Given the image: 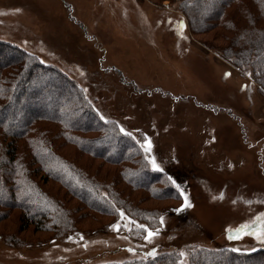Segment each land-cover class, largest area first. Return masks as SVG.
Segmentation results:
<instances>
[{"label":"rangeland","instance_id":"374dc122","mask_svg":"<svg viewBox=\"0 0 264 264\" xmlns=\"http://www.w3.org/2000/svg\"><path fill=\"white\" fill-rule=\"evenodd\" d=\"M190 6L188 0H0V40L65 73L99 116L118 123L142 151L141 145L150 141L151 151L136 163L148 165V172L162 183L171 182L179 193V200L169 199L162 189L164 193L155 192L162 198L158 200L119 184L131 198L144 199L142 209L164 212L163 224L149 225L158 230L151 241L143 239L144 231L135 224H129L131 231L123 226L129 222L126 215L90 213L81 219L80 213L76 231L55 238L33 226L19 232L22 209L0 208V218L8 217L0 221V264L121 263L153 249L156 254L183 251L180 264H189L197 248L264 249V241L250 234L251 227L228 232L251 226L264 214V90L250 69H238L222 58L220 51L234 32L222 24L196 32ZM230 12L242 25L234 8ZM60 96L54 94L44 104L60 107ZM84 139L93 147L104 146L109 158L121 157L114 155L116 142H104L109 135L85 132ZM64 153L78 151L67 147ZM89 160L84 157L82 166ZM89 162L111 181L135 169L132 164L118 168L101 160ZM139 177L145 186L147 181ZM45 189L66 192L54 181ZM180 190L192 206L176 211L184 203ZM85 197L99 204L96 193ZM115 223L121 225L118 231L110 227Z\"/></svg>","mask_w":264,"mask_h":264},{"label":"trees","instance_id":"16d2710c","mask_svg":"<svg viewBox=\"0 0 264 264\" xmlns=\"http://www.w3.org/2000/svg\"><path fill=\"white\" fill-rule=\"evenodd\" d=\"M188 2L192 4L189 8L196 32L219 24L229 33L234 32L226 40L228 46L220 51L222 58L232 61L238 69H250L254 80L264 90V0ZM232 8L242 25L235 23ZM210 12L213 18L209 17ZM54 94H61L66 105L47 107L45 100L53 98ZM66 94L64 99L62 96ZM94 107L84 90L61 70L13 43L0 40V208L22 209L19 232L33 226L36 232H49L61 238L76 231L77 214L82 213L81 219L90 217V213L116 218L119 214L116 209L124 211L138 224L158 226L164 212L142 209L144 199L131 198L132 194H126L119 184L129 187L133 193L143 191L158 200L162 198L155 192L161 193L163 189L168 193L167 198L179 200L178 190L169 180L170 183H162L148 172V165L136 163L135 159L141 160L144 151L134 138L121 131L118 123L102 119ZM17 115H21L20 122H11ZM76 121L83 125L78 128ZM85 132L109 135L111 139L104 142H116L119 149L114 155L121 157L109 158L104 146L96 148L86 143ZM67 147H76L78 153H64ZM86 156L88 160H101L118 168L121 164H132L135 169L120 172L116 180L111 181L108 174H100L94 162L89 160L88 165L82 166ZM139 176L147 181L145 186L140 185ZM49 181L58 183L66 190L65 194L46 191ZM103 191L108 197L102 196ZM92 192L96 193L99 204L85 197ZM7 219L3 216L0 221ZM9 241L19 243L14 238ZM179 253L143 255L121 263L104 264H180ZM189 264H264V249L197 248L191 252Z\"/></svg>","mask_w":264,"mask_h":264},{"label":"snow or ice","instance_id":"6c2138e0","mask_svg":"<svg viewBox=\"0 0 264 264\" xmlns=\"http://www.w3.org/2000/svg\"><path fill=\"white\" fill-rule=\"evenodd\" d=\"M227 75V74H226ZM103 119V117H101ZM121 131H123V129H121ZM128 135H131L130 133H128ZM141 147L144 148L145 152H150L151 151V142L150 141H145ZM152 166L153 168H158L159 166L156 164L155 159L152 158L151 160ZM169 180H171V177L168 178ZM173 183H175L174 181H172ZM177 188L179 189V185H177ZM180 195L184 197V203L180 206V208L176 209V211H180L181 209L185 208V207H191V203L188 199V196L182 191L180 190ZM116 211L120 214L121 218L124 219L125 218V213L121 210V209H116ZM128 223L124 224L123 226L125 228H128L129 231H131V228L129 227V224H135L137 229H142L145 233V235L143 236V239L146 241H151V239L158 235V230H153L152 228H150L148 225L146 224H137L135 221L131 220V218H128ZM164 222V218L161 216L160 217V223L163 224ZM256 225H259L258 227H255ZM113 230H119V228L121 227V225L119 223H115L112 224L110 226ZM251 227V232L250 234L255 236L257 240H261L264 241V214H262L260 217H258L256 220H254L252 222V225L250 226L249 224H244L242 226H240L239 228L233 230V229H228L229 233H232L233 231L237 232V233H243L245 229H249ZM139 234V233H138ZM127 237H125L126 239ZM229 238H233L231 235L229 236ZM130 252H134L135 249L133 248H129L128 249ZM146 255L148 256H155L156 252L155 249H153L151 252L147 253ZM179 255L181 257H183L185 255V253L183 251H181L179 253ZM181 264H183V262H181Z\"/></svg>","mask_w":264,"mask_h":264}]
</instances>
